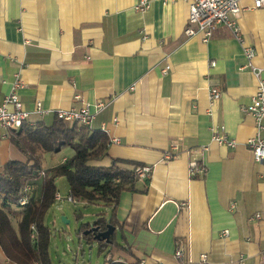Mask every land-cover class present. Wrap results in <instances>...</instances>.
I'll use <instances>...</instances> for the list:
<instances>
[{
    "label": "crops",
    "instance_id": "1",
    "mask_svg": "<svg viewBox=\"0 0 264 264\" xmlns=\"http://www.w3.org/2000/svg\"><path fill=\"white\" fill-rule=\"evenodd\" d=\"M138 2L0 0V104L17 77L30 123L52 124L55 109L82 100L95 113L97 101L110 100L92 123L119 139L111 142L104 164L116 158L151 168L146 192L120 196L115 215L121 247L109 251L115 258L132 264H264V163L255 161L248 145L257 133L255 120L242 111L257 86L253 72L242 68L244 45L254 48L253 62L264 69V8L241 0V43L225 25L207 40L186 36L185 0H150L145 10L135 9ZM211 85L221 96L210 111ZM37 101L44 114L35 111ZM216 129L235 146L213 140ZM194 158L206 165L204 175H190ZM10 160L26 155L0 129V169ZM257 213L261 218H254ZM178 243L180 258L174 255ZM0 264H16L1 246Z\"/></svg>",
    "mask_w": 264,
    "mask_h": 264
},
{
    "label": "trees",
    "instance_id": "2",
    "mask_svg": "<svg viewBox=\"0 0 264 264\" xmlns=\"http://www.w3.org/2000/svg\"><path fill=\"white\" fill-rule=\"evenodd\" d=\"M8 136L26 155V160H10L0 169V246L16 264H53L49 252L53 231L45 217L58 193V177L67 179L73 202L103 207L93 222L102 230L108 224L119 227L115 211L123 192L147 191L149 178L143 182L136 172L142 163L116 158L110 164L102 163L109 156L112 141L101 129L67 124L57 118L52 124L25 122L20 129L10 130ZM64 146L71 147L73 154L53 167H43L44 154L58 152ZM25 196L28 200L21 204ZM91 225L82 222L78 231L83 254L84 243L96 244L99 252H106L105 258L113 247H121L116 234L111 242L97 240L93 233L85 234ZM104 264L125 263L104 260Z\"/></svg>",
    "mask_w": 264,
    "mask_h": 264
},
{
    "label": "built area",
    "instance_id": "3",
    "mask_svg": "<svg viewBox=\"0 0 264 264\" xmlns=\"http://www.w3.org/2000/svg\"><path fill=\"white\" fill-rule=\"evenodd\" d=\"M167 2L168 0H164ZM189 3V16L187 24L184 28L186 36L191 37L197 34H203L204 39L207 40L212 31L219 25H225L229 27L237 39L243 43V38L240 35L238 26V16L244 10L241 4V0H185ZM150 7V0H139L135 5L137 10H145ZM251 8H264V0H253V6ZM244 55L247 59V63L242 68L250 69L256 77L257 86L256 92L253 95L249 104L242 107V111L254 118L257 128L256 135L248 140V145L253 153L254 159L257 162L264 163V69L254 64L253 60L256 56L255 50L251 45H244ZM24 87L22 79L15 78L12 83L11 92L5 96L0 104V129H3L7 134L12 129H20L25 122L30 123L29 117L31 112L26 110L19 97V90ZM134 88V87H132ZM221 96V90L216 85H211L209 89V104L210 111L217 104ZM75 100H81L80 94H75ZM110 104V100H99L94 104L95 113H99L104 110ZM40 114L45 113V109L40 101L36 102V108ZM55 116L67 124L78 123L79 125L92 127V123L95 119V113L91 111V104L83 101L80 106H72L70 108L55 109ZM104 131V130H103ZM263 131V133H262ZM106 132V131H105ZM213 140L221 144L229 146H235L236 141L233 138H228L225 132H219L214 130ZM113 142H119L118 138L111 139ZM204 150H208L207 146L203 147ZM175 155L168 154L167 158L171 159ZM65 160V159H64ZM63 160V161H64ZM137 175L140 180L144 182L145 179L150 178L151 168L148 166H140L136 169ZM189 172L191 176L204 175L207 172L206 165L197 158H194L189 164ZM44 174V171H42ZM62 199L59 192L56 194L55 200ZM69 200H72L68 196ZM28 198L25 196L20 199L21 204H25ZM186 202H182L181 205H185ZM236 202L233 201L230 204V209H235ZM261 214L257 213L254 218H261ZM253 218V217H252ZM224 236L229 234V230L225 229L222 233ZM174 255L176 258H180L183 255V248L181 245L176 247ZM264 258V250L261 253ZM203 261L207 260V255L202 254ZM106 262H123L119 258H115L113 255L108 254L105 258ZM125 263V262H124ZM132 264V263H125ZM182 264V263H179Z\"/></svg>",
    "mask_w": 264,
    "mask_h": 264
},
{
    "label": "rangeland",
    "instance_id": "4",
    "mask_svg": "<svg viewBox=\"0 0 264 264\" xmlns=\"http://www.w3.org/2000/svg\"><path fill=\"white\" fill-rule=\"evenodd\" d=\"M73 152L71 147L64 146L54 154L46 153L42 158V165L49 168L62 158L70 157ZM56 185L62 199L54 201L45 217L53 231L49 248L53 264H104L106 252H99L96 244L90 249L84 243L86 253L83 254L78 235L81 223L95 221L102 207L96 204L85 206L82 202L69 200L70 188L65 177H58Z\"/></svg>",
    "mask_w": 264,
    "mask_h": 264
},
{
    "label": "water",
    "instance_id": "5",
    "mask_svg": "<svg viewBox=\"0 0 264 264\" xmlns=\"http://www.w3.org/2000/svg\"><path fill=\"white\" fill-rule=\"evenodd\" d=\"M63 219L66 220V217H63ZM93 222H91L92 225L85 231V234L93 233L94 237L97 240H105L107 242H111V237L117 234V227L112 224H108L106 229L102 230L100 225H95ZM92 247L93 245H90V249Z\"/></svg>",
    "mask_w": 264,
    "mask_h": 264
}]
</instances>
